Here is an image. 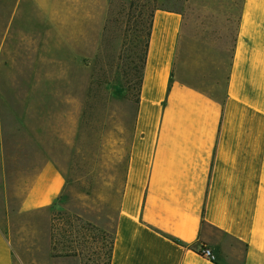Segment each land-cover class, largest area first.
Masks as SVG:
<instances>
[{"label":"crops","instance_id":"obj_1","mask_svg":"<svg viewBox=\"0 0 264 264\" xmlns=\"http://www.w3.org/2000/svg\"><path fill=\"white\" fill-rule=\"evenodd\" d=\"M107 1L0 0V218L12 207L4 112L35 151L17 208L62 193L56 115L72 109L58 97L87 90ZM180 24L151 18L108 264H264V0H242L223 100L173 78ZM0 264H14L1 220Z\"/></svg>","mask_w":264,"mask_h":264},{"label":"rangeland","instance_id":"obj_2","mask_svg":"<svg viewBox=\"0 0 264 264\" xmlns=\"http://www.w3.org/2000/svg\"><path fill=\"white\" fill-rule=\"evenodd\" d=\"M241 6L242 0L106 2L99 49L88 59L87 90H78L76 97H58V109L72 111L56 115L60 133L56 162L65 183L48 207L17 208L35 151L26 134L15 128L12 115L4 112L11 171L7 196L12 207L1 210L0 220L14 264H108L151 10L181 16L173 78L223 100Z\"/></svg>","mask_w":264,"mask_h":264},{"label":"trees","instance_id":"obj_3","mask_svg":"<svg viewBox=\"0 0 264 264\" xmlns=\"http://www.w3.org/2000/svg\"><path fill=\"white\" fill-rule=\"evenodd\" d=\"M155 10H151L150 14H149V23H148V28H147V31H146V41L144 42V53H143V58H142V64H141V74H140V78H139V87H140V84H141V79H142V73H143V66H144V60H145V56H146V50H147V42H148V37H149V34H150V28H151V18H152V15L154 13ZM112 242H113V239L111 240V246H112ZM111 246H110V251H111ZM109 251V252H110ZM109 259H110V254H109ZM109 263V262H108Z\"/></svg>","mask_w":264,"mask_h":264},{"label":"built area","instance_id":"obj_4","mask_svg":"<svg viewBox=\"0 0 264 264\" xmlns=\"http://www.w3.org/2000/svg\"><path fill=\"white\" fill-rule=\"evenodd\" d=\"M203 256H206L208 258H214V255L212 254V251L209 248H201L199 251Z\"/></svg>","mask_w":264,"mask_h":264}]
</instances>
